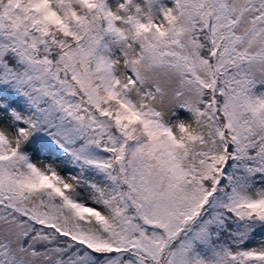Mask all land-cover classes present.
I'll use <instances>...</instances> for the list:
<instances>
[{
    "label": "snow or ice",
    "instance_id": "1",
    "mask_svg": "<svg viewBox=\"0 0 264 264\" xmlns=\"http://www.w3.org/2000/svg\"><path fill=\"white\" fill-rule=\"evenodd\" d=\"M0 264H264V0H0Z\"/></svg>",
    "mask_w": 264,
    "mask_h": 264
}]
</instances>
